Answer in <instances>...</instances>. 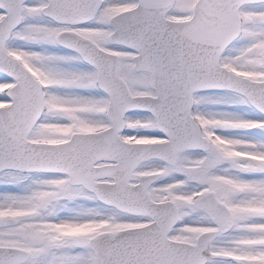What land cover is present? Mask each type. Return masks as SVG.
<instances>
[{"label": "snow or ice", "instance_id": "1", "mask_svg": "<svg viewBox=\"0 0 264 264\" xmlns=\"http://www.w3.org/2000/svg\"><path fill=\"white\" fill-rule=\"evenodd\" d=\"M0 264H264V0H0Z\"/></svg>", "mask_w": 264, "mask_h": 264}]
</instances>
